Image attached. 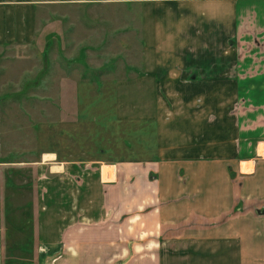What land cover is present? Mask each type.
<instances>
[{
	"label": "crops",
	"instance_id": "1",
	"mask_svg": "<svg viewBox=\"0 0 264 264\" xmlns=\"http://www.w3.org/2000/svg\"><path fill=\"white\" fill-rule=\"evenodd\" d=\"M113 1L145 3L140 59L92 119L124 157L8 161L0 264H264V0ZM36 3L0 0V47L35 41Z\"/></svg>",
	"mask_w": 264,
	"mask_h": 264
},
{
	"label": "rangeland",
	"instance_id": "2",
	"mask_svg": "<svg viewBox=\"0 0 264 264\" xmlns=\"http://www.w3.org/2000/svg\"><path fill=\"white\" fill-rule=\"evenodd\" d=\"M34 1L38 4L39 18L35 41L0 47V216L6 219H9L3 206L6 199L18 201L17 196L4 192L8 161L14 162L10 169L33 158L43 161L46 167L55 157L45 159L48 156L44 158V154H50L57 147L63 154L69 149L75 158L94 159L101 150L110 149L115 153L119 150L117 146L124 144V139L117 141V133H113L110 139L104 140L108 149L98 148L97 123L92 119L111 108L108 95L112 82H123L132 76L134 58L141 56L139 38L144 39L139 15L140 6L145 3ZM82 51L84 57L80 56ZM124 86L127 90L130 88V85ZM99 95L106 98L94 100ZM82 114L87 122L82 120ZM108 122L110 130L117 131L119 126ZM120 149L123 155L125 149ZM35 181V188L39 190L40 180ZM28 184L32 182L29 180ZM33 189L25 191L26 201L33 197ZM42 191L44 197V188Z\"/></svg>",
	"mask_w": 264,
	"mask_h": 264
},
{
	"label": "trees",
	"instance_id": "3",
	"mask_svg": "<svg viewBox=\"0 0 264 264\" xmlns=\"http://www.w3.org/2000/svg\"><path fill=\"white\" fill-rule=\"evenodd\" d=\"M80 56L81 57H84V54H83V51L80 53ZM84 66H86L85 64H83ZM87 71H90V70H87ZM93 72V71H92ZM98 76V74L95 72V77Z\"/></svg>",
	"mask_w": 264,
	"mask_h": 264
}]
</instances>
